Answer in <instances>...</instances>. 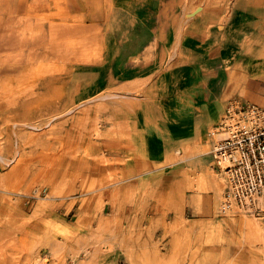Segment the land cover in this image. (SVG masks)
<instances>
[{"label":"rangeland","instance_id":"obj_1","mask_svg":"<svg viewBox=\"0 0 264 264\" xmlns=\"http://www.w3.org/2000/svg\"><path fill=\"white\" fill-rule=\"evenodd\" d=\"M233 1L175 2V43L139 62L170 68L189 18L220 22ZM136 2L0 0V264H264V216L226 204L212 163L188 162L214 149L216 125L164 171L140 149L151 76L109 75Z\"/></svg>","mask_w":264,"mask_h":264},{"label":"crops","instance_id":"obj_2","mask_svg":"<svg viewBox=\"0 0 264 264\" xmlns=\"http://www.w3.org/2000/svg\"><path fill=\"white\" fill-rule=\"evenodd\" d=\"M178 1L139 0L124 9L112 35L109 75L124 81L151 76L152 101L145 123L138 120L147 146L140 149L161 171L169 167L163 164L168 152L206 143L230 100L264 104V0H234L220 22L189 18L170 68L139 62L151 47L168 39L175 43L180 25L171 11ZM212 160L213 150L197 152L188 162L205 171Z\"/></svg>","mask_w":264,"mask_h":264},{"label":"built area","instance_id":"obj_3","mask_svg":"<svg viewBox=\"0 0 264 264\" xmlns=\"http://www.w3.org/2000/svg\"><path fill=\"white\" fill-rule=\"evenodd\" d=\"M216 128L212 166L225 174L228 206L264 216V107L234 98Z\"/></svg>","mask_w":264,"mask_h":264},{"label":"bare ground","instance_id":"obj_4","mask_svg":"<svg viewBox=\"0 0 264 264\" xmlns=\"http://www.w3.org/2000/svg\"><path fill=\"white\" fill-rule=\"evenodd\" d=\"M201 177H203V176H201ZM208 179V178H207ZM54 222V221H53ZM59 223L58 222H54V225L56 226V227H58V230L59 231H62V228H61V226L60 225H58ZM61 229V230H60ZM131 262L133 263V264H138L137 262H135L134 260H131Z\"/></svg>","mask_w":264,"mask_h":264}]
</instances>
